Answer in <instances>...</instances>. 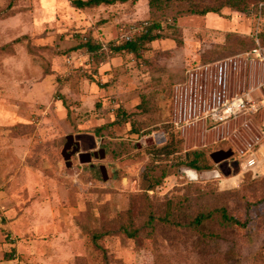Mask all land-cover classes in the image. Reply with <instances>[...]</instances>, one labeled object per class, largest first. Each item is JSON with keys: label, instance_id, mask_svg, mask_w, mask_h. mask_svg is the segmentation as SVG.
<instances>
[{"label": "rangeland", "instance_id": "1", "mask_svg": "<svg viewBox=\"0 0 264 264\" xmlns=\"http://www.w3.org/2000/svg\"><path fill=\"white\" fill-rule=\"evenodd\" d=\"M149 1L78 9L71 0H0V102L16 110L7 125H29L0 124V173L12 182L28 175V186L9 189L20 207L19 264H264V166L247 172L212 157L232 150L233 160L249 143L264 152V108L174 124L176 87L191 80L214 105L249 89L264 98V51L249 54L254 42L264 50V0H246L244 11L228 0ZM206 7L221 12L191 13ZM153 21L164 38L139 55L116 50L125 31ZM169 139L174 153L156 158ZM69 141L82 155L95 142L100 154L68 162ZM195 151L206 157L201 169L185 163ZM219 209L239 222L226 225ZM88 228L111 232L101 248Z\"/></svg>", "mask_w": 264, "mask_h": 264}, {"label": "built area", "instance_id": "2", "mask_svg": "<svg viewBox=\"0 0 264 264\" xmlns=\"http://www.w3.org/2000/svg\"><path fill=\"white\" fill-rule=\"evenodd\" d=\"M148 23H144L142 26H134L126 32V40H132L135 33H142L144 27ZM261 47L254 49L249 54H257L261 56L263 54ZM264 87V84L262 85ZM176 89L181 91L183 97H180L179 112L175 110L174 124L178 127L186 126L191 123H196L199 120H211V122H229L231 119L236 118L241 112L258 111L264 108V98L257 102L253 95L252 89L244 91L243 93L233 94L230 98H225L217 105L211 103L206 97L209 93V88L202 84L194 88V80L180 84ZM246 126L248 123L246 122ZM249 147L238 149L237 163L243 167L244 171L256 172L260 166H264V152L253 149L251 143ZM239 160V161H238ZM264 174V172H263Z\"/></svg>", "mask_w": 264, "mask_h": 264}, {"label": "trees", "instance_id": "3", "mask_svg": "<svg viewBox=\"0 0 264 264\" xmlns=\"http://www.w3.org/2000/svg\"><path fill=\"white\" fill-rule=\"evenodd\" d=\"M71 1L76 8L86 9V8L99 7L101 5L115 4L116 2H126L128 0H71ZM157 1H160V0H150L149 1L150 6L152 8L157 6ZM223 4H224V6H230L234 9H237L240 11H244L247 8L246 0H228V1H225ZM220 12H221L220 7H206L202 10H195V9L191 10L192 14H199V15H206L208 13H220ZM261 13L264 15V5L262 6ZM144 23H146V22H142L138 26H142V25H144ZM147 23L148 24L144 27V31L142 33H135L134 38L132 40H126L125 34L129 30L125 31L123 33V35L121 36L122 43L118 47H116V50H128L130 52H133L136 55H139L140 50L145 43L164 38L163 33L161 31V24L159 22L153 21V22H147ZM258 37H264V29H263V31L258 32ZM22 40H23V38L16 39V41H18V42L22 41ZM85 45L87 46L88 50H90V51L101 48V46L96 45V44H92L90 41L86 42ZM259 47H261V45L254 42V45L251 46L250 49H251V51H253L254 49H257ZM21 126L22 127H25V126L29 127L28 124L27 125L26 124H23V125L17 124L13 127V129L14 128L18 129ZM174 132H178V131H174ZM174 144L175 143H174L173 139L172 140L169 139V141L167 143H165L162 147L157 148L156 149V151H157L156 158L160 159L162 157H165L166 155H171L172 153H174ZM189 156L191 157V159L188 160L186 158L185 163L192 165L195 169H201L207 163L206 157L201 151H195L193 154L190 153ZM162 173H165V171H163ZM219 213H220L222 221L228 226H230L231 224H235V223L239 222V220L237 218H235L233 215L228 214L227 210H225V209H219ZM169 218H171V214H166V216H164L160 220L164 221V220H168ZM155 219H156V216L153 213V210L148 212V222H149L148 224L151 225L153 223V221H155ZM201 222H203V215L197 217V219L195 220L196 224L201 223ZM130 227H134V225H132ZM120 229L126 230L127 225L125 226L124 224H121ZM137 231H138V229L134 228V232L132 234L135 235ZM87 232L91 235V239H92L93 243L98 248H101V246L99 244V237L102 235L105 236L106 234L111 233V232L105 233V232H100V231L90 230V229Z\"/></svg>", "mask_w": 264, "mask_h": 264}, {"label": "crops", "instance_id": "4", "mask_svg": "<svg viewBox=\"0 0 264 264\" xmlns=\"http://www.w3.org/2000/svg\"><path fill=\"white\" fill-rule=\"evenodd\" d=\"M15 111L16 110L11 105L0 102V124L8 126L10 129H13V127L17 124H28L18 122L12 125H7L8 120L11 118L10 114ZM7 172L8 171H5L6 174L0 173V264H10L12 261L14 264H19V260L16 258V243L13 240V236L15 234L14 226L19 220L14 211H17L20 207L17 205L16 199H13L10 196L11 191L9 189L13 188V184H15V182L17 185H27V182L25 183V181L26 178H28V175L23 177L19 175L20 177H18L16 181L12 182V175L14 174ZM23 200H25V198L22 199V203ZM26 204L27 202L23 203L24 206H26ZM28 207L26 206L25 209Z\"/></svg>", "mask_w": 264, "mask_h": 264}, {"label": "flooded vegetation", "instance_id": "5", "mask_svg": "<svg viewBox=\"0 0 264 264\" xmlns=\"http://www.w3.org/2000/svg\"><path fill=\"white\" fill-rule=\"evenodd\" d=\"M75 143H77V142H75ZM66 146H68L67 153H65L67 158H68V162H71V160H73L76 155H78L80 157H82V156H86L87 157L88 156L89 159H92V155L97 157V155L100 154V153H98L99 151L96 149L97 147L95 146V142H94V144L92 146V149H93L92 150V154H91V152H90V154H88L89 152H84V153H87V155H82L83 153L80 152L79 145L71 144V141H69L68 145H66ZM230 157L231 156H229L228 158H225L223 156V154L220 153V154L216 155L215 158L221 159L220 163H223V166L228 167V165L230 166V163H237L236 162L237 161L236 158H233V160H231ZM71 158H73V159H71Z\"/></svg>", "mask_w": 264, "mask_h": 264}, {"label": "water", "instance_id": "6", "mask_svg": "<svg viewBox=\"0 0 264 264\" xmlns=\"http://www.w3.org/2000/svg\"><path fill=\"white\" fill-rule=\"evenodd\" d=\"M223 154V156L225 157V158H228L229 156H232V154H233V151H220V152H216V153H214V154H212V157L214 158V160L215 161H219L220 159H217V158H215L216 157V155H218V154ZM223 158V157H222ZM188 171L189 170H187V173H188ZM192 171H194V170H192ZM195 173H196V171H194Z\"/></svg>", "mask_w": 264, "mask_h": 264}, {"label": "bare ground", "instance_id": "7", "mask_svg": "<svg viewBox=\"0 0 264 264\" xmlns=\"http://www.w3.org/2000/svg\"><path fill=\"white\" fill-rule=\"evenodd\" d=\"M188 173H190L191 175H193V177H196L197 176V174L194 171H192V170H189Z\"/></svg>", "mask_w": 264, "mask_h": 264}]
</instances>
